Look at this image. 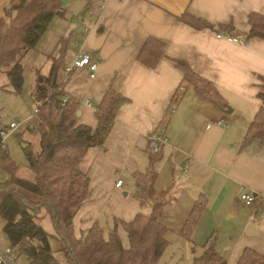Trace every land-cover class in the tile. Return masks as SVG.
Instances as JSON below:
<instances>
[{"label":"crops","instance_id":"crops-1","mask_svg":"<svg viewBox=\"0 0 264 264\" xmlns=\"http://www.w3.org/2000/svg\"><path fill=\"white\" fill-rule=\"evenodd\" d=\"M66 5L64 15L53 20L23 60V87H30L33 78L35 89L37 72L46 74L52 58L62 57L59 83L79 101L78 125L98 127L97 107L109 90L128 100L119 108L104 148L90 149L81 163L91 179V196L73 220L76 237L96 225L108 237L116 221L131 222L143 211L135 177L151 168L150 138L161 135L169 144L154 169L156 189L168 201L166 226L182 221V230L193 208L203 204L193 234L198 242L206 244L212 237L227 264H238L246 249L264 256V145L256 141L242 148L249 125L264 106L258 96L264 39L239 45L217 37L228 34L223 28L229 25L240 33L250 31L249 16H264V0H69ZM10 6V0H0V17ZM187 15L213 29L196 30L181 22ZM150 40L166 47V58L153 70L138 61ZM86 52L98 64L96 77L90 79L88 69L67 76L65 67ZM177 62L213 84L233 113L226 115L194 88L183 87ZM224 117L228 127L214 124ZM119 180L121 188L116 187ZM245 193L256 196L253 206L241 202ZM40 218L41 225L50 221L44 229L54 235L50 218ZM107 222L112 225L108 232ZM4 225L0 218L1 253L10 247Z\"/></svg>","mask_w":264,"mask_h":264},{"label":"trees","instance_id":"trees-1","mask_svg":"<svg viewBox=\"0 0 264 264\" xmlns=\"http://www.w3.org/2000/svg\"><path fill=\"white\" fill-rule=\"evenodd\" d=\"M10 3L6 16L0 17V73L7 75L14 91L20 94L24 86L23 60L37 48L53 20L64 15V4L60 0H10ZM181 22L196 30L213 29L205 21L188 15ZM249 26L250 31L246 33L236 31L233 25L223 29L227 35L238 36L245 43L254 38L264 39L263 15L251 14ZM165 58V45L150 40L141 50L138 61L153 70ZM177 66L184 74L183 87L194 88L201 97L226 110L228 105L213 84L200 78L187 63L177 62ZM61 70L62 57L52 58L46 74L37 72L32 96L40 122L27 132L39 139V151L35 152L29 142L22 143L27 145L24 151L31 178L19 176L20 168L0 137V170L10 176L8 184L0 185V218L5 223L3 231L10 247L17 259L23 257L28 264H159L169 246L170 232L164 222L166 193L156 189L158 174L154 164L160 153L151 152V168L135 177V196L143 211L131 222L116 221L108 237L97 225L80 238L76 237L73 220L91 196V179L82 172L81 163L90 149L104 148L119 108L128 100L109 90L97 107L98 127L78 125L79 104L70 101L62 106V99L68 94L59 83ZM259 79L264 84V77ZM258 96L264 102V85ZM3 128L8 129L4 125ZM256 141L264 145V106L249 125L242 148ZM203 211V204L193 208L180 232L183 239H192ZM40 216L50 218L54 235L42 227ZM120 229L127 233L128 247L122 242ZM53 243L57 248H53ZM202 248V255L193 264H227L212 237ZM238 264H264V256L246 249Z\"/></svg>","mask_w":264,"mask_h":264},{"label":"rangeland","instance_id":"rangeland-1","mask_svg":"<svg viewBox=\"0 0 264 264\" xmlns=\"http://www.w3.org/2000/svg\"><path fill=\"white\" fill-rule=\"evenodd\" d=\"M67 7L68 5L64 4V8ZM4 10L5 9H2L1 12L2 16L5 17L6 14ZM28 83H31V86L23 87L22 92L17 94L11 86L7 75L5 73H0V122L4 126H9L15 121L21 124L20 129L17 131H10L7 138V143L9 145L11 158L20 168L19 176L25 179H29L32 176L27 168V160L23 144H27L29 142L32 144L33 150L35 152L39 150V139L26 132V128L29 124L30 126H33L29 128H35V126H38V118L34 115L36 103L32 96L34 89L33 78H30ZM261 85L264 84L261 82ZM199 87L204 89V85L202 84H199ZM164 176H169V172L167 170L164 172ZM9 181V174L0 170V185H6ZM49 222L50 221L47 220V222L43 223V228L44 226L49 228L47 226L48 224L50 225ZM181 222L182 221H172L171 227H168L170 230L167 238L169 246L162 256L159 264H193L194 260L202 255V246L204 245V242H198L194 236H192L190 241L183 239L180 235L182 225ZM111 227L112 225H110V223H105L106 232H108ZM119 235L124 246L128 247L129 240L126 231L124 229H120ZM53 246L54 248H57L55 243H53ZM14 261L15 264H26V260L24 258L15 259Z\"/></svg>","mask_w":264,"mask_h":264},{"label":"built area","instance_id":"built-area-1","mask_svg":"<svg viewBox=\"0 0 264 264\" xmlns=\"http://www.w3.org/2000/svg\"><path fill=\"white\" fill-rule=\"evenodd\" d=\"M83 32L86 33L87 30H84ZM217 37L219 39H227L228 41L233 42L235 44H239V45H243L245 43L243 40L236 38V37H231L227 34H219L217 35ZM75 43L78 44V41H76ZM84 69L89 70L90 79H94L96 77L98 64L97 62L93 60V55L91 53L86 52V53L79 54L77 59L73 62L71 66L65 67L64 72L67 76H71L76 71L84 70ZM70 101L76 104H79V101L73 99L69 95H66L62 99V106H65ZM87 104L90 105L91 103L88 101ZM38 105H41V104L39 103ZM38 112H39L38 109L35 108L34 115L38 116ZM214 124L222 128H226L229 126L227 117H224L216 121ZM0 127H1L0 137L3 140V143L6 144V140L9 136L10 131H16L19 128V123L17 121L12 122L9 126H7L8 129H4L3 124L0 122ZM168 144H169V140L165 136L152 135L150 138V148L153 154L160 153L162 148L167 146ZM122 185H123V181L121 180H119L116 183L117 188H121ZM240 200L245 206L250 207L256 203L257 198L253 193H245L241 195ZM15 259H17V254L11 247L6 249L3 253H0V264H15V261H14Z\"/></svg>","mask_w":264,"mask_h":264},{"label":"water","instance_id":"water-1","mask_svg":"<svg viewBox=\"0 0 264 264\" xmlns=\"http://www.w3.org/2000/svg\"><path fill=\"white\" fill-rule=\"evenodd\" d=\"M69 0H60V2L62 4H66ZM233 113V111L231 110V108L229 106L226 107V110H225V114L226 115H231ZM23 148H27V145H23Z\"/></svg>","mask_w":264,"mask_h":264}]
</instances>
